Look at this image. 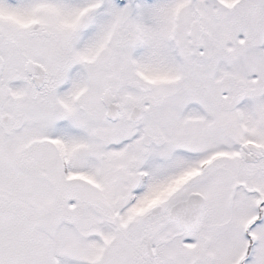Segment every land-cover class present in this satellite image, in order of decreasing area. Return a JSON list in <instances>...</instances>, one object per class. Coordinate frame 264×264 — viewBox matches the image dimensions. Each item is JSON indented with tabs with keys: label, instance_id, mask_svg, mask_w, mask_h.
I'll list each match as a JSON object with an SVG mask.
<instances>
[{
	"label": "snow or ice",
	"instance_id": "obj_1",
	"mask_svg": "<svg viewBox=\"0 0 264 264\" xmlns=\"http://www.w3.org/2000/svg\"><path fill=\"white\" fill-rule=\"evenodd\" d=\"M0 264H264V0H0Z\"/></svg>",
	"mask_w": 264,
	"mask_h": 264
}]
</instances>
